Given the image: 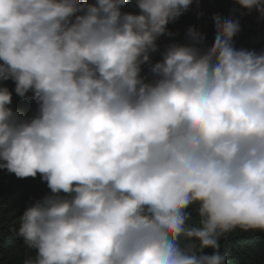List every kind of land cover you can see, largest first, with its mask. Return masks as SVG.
<instances>
[{"label": "clouds", "instance_id": "obj_1", "mask_svg": "<svg viewBox=\"0 0 264 264\" xmlns=\"http://www.w3.org/2000/svg\"><path fill=\"white\" fill-rule=\"evenodd\" d=\"M236 3L264 19V0ZM134 4L0 0V80L38 104L22 118L0 88V168L51 190L20 217L24 264H224L220 236L264 231V52L236 49L239 21L214 15L210 49L190 26L146 83L192 0Z\"/></svg>", "mask_w": 264, "mask_h": 264}, {"label": "trees", "instance_id": "obj_2", "mask_svg": "<svg viewBox=\"0 0 264 264\" xmlns=\"http://www.w3.org/2000/svg\"><path fill=\"white\" fill-rule=\"evenodd\" d=\"M87 2L94 4L96 0ZM130 2L132 10H123V13L139 14L134 0ZM214 15L239 21L240 31L233 37L236 49L264 52V19L258 18L255 9L249 12L236 3V0H192L187 11L167 24V31L172 35H161L155 41L157 51L150 53V63L141 65L139 75L144 81L151 83L156 79L150 71V66L162 60V53L168 46L190 43L186 35L190 26H194L205 36L204 43L197 47L201 51L210 49L214 40ZM3 87L12 94L9 107L14 112L22 118L36 115L38 104L28 99L32 95L31 91L26 93L25 98H20L14 91L15 83L11 79L0 80V88ZM48 195H51V190L47 182L41 179V174L38 173L35 178H17L15 174L0 168V264H24L27 259H35L36 250L27 247L23 238L17 235L19 220L27 208ZM198 207V203H193L186 209L190 214V219L186 222L188 226H199ZM190 243L196 245L198 255L210 256L214 253V249L210 247L200 249L199 241L194 238H181L183 246ZM218 244V251L226 257L224 264H264V231L237 227L220 236Z\"/></svg>", "mask_w": 264, "mask_h": 264}, {"label": "rangeland", "instance_id": "obj_3", "mask_svg": "<svg viewBox=\"0 0 264 264\" xmlns=\"http://www.w3.org/2000/svg\"><path fill=\"white\" fill-rule=\"evenodd\" d=\"M126 11H128V9H126ZM122 12V11H121ZM123 13V12H122Z\"/></svg>", "mask_w": 264, "mask_h": 264}]
</instances>
